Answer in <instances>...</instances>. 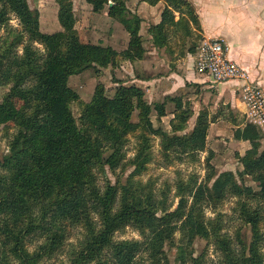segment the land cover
Returning a JSON list of instances; mask_svg holds the SVG:
<instances>
[{"label": "trees", "instance_id": "trees-1", "mask_svg": "<svg viewBox=\"0 0 264 264\" xmlns=\"http://www.w3.org/2000/svg\"><path fill=\"white\" fill-rule=\"evenodd\" d=\"M163 1L162 21L150 28L155 48H166L170 33L187 39L201 32L190 1ZM54 2L61 30L50 34L41 30L40 13L28 0H0V28L7 29L0 40V88L8 89L0 100V127L15 131L0 158V264H44L65 252L78 229L84 237L76 247L71 245L67 264H171L169 251H175L176 264H264L262 132L249 123L241 130L250 148L243 156L235 153L237 173L218 174L214 154L208 152L205 178L180 177L172 201L170 186L158 190L153 181L141 180L153 159L151 142L160 140L168 163L187 157L197 161L207 150L209 113L201 111L189 131L194 110L184 97L150 103L142 88L119 82L113 97L97 85L77 120L72 105L80 96L69 86L70 79L91 69L143 60V20L131 13L127 0L88 1L95 13L107 9L128 33L127 49L118 52L84 42L76 28L73 1ZM13 17L20 32L10 26ZM197 49L198 45L189 53L196 55ZM154 114L159 123L171 117L169 131L155 126ZM131 136L137 138L139 149L128 162ZM128 165L134 171L124 182L113 184L108 172L115 174ZM230 198L238 199L235 212L250 228V242L240 230L235 239L226 233L219 209ZM128 228L141 239L117 240ZM197 240L207 244L199 255ZM211 248L216 261L210 260Z\"/></svg>", "mask_w": 264, "mask_h": 264}, {"label": "crops", "instance_id": "crops-1", "mask_svg": "<svg viewBox=\"0 0 264 264\" xmlns=\"http://www.w3.org/2000/svg\"><path fill=\"white\" fill-rule=\"evenodd\" d=\"M132 1L127 0L128 9ZM188 1L194 5L199 15L201 39L224 40L229 48V58L248 73L251 82L264 89V0ZM164 9L163 0H159L156 5H151L147 0H136L134 9H130L143 20L141 36L147 53L141 61L126 62L115 69L111 67L112 75L117 79L114 86L117 87L119 82L136 85L145 91L150 103L163 102L167 97H184L194 110V116L189 121V131L194 128L199 113L208 112L209 146L212 141L209 139L210 133L215 128L228 130L230 134L232 129H237L241 134L247 114L240 94L243 83L233 81L216 84L207 75L195 74V55L184 50L183 36L179 33H170L166 48L153 46L150 28L161 23ZM178 19L176 14V21ZM123 39V48L126 50L130 37L126 34ZM229 142L235 147L231 138ZM240 145V149L245 148V152L250 148L249 142L243 139ZM240 152V156L245 154ZM223 172L226 171L221 173Z\"/></svg>", "mask_w": 264, "mask_h": 264}, {"label": "rangeland", "instance_id": "rangeland-1", "mask_svg": "<svg viewBox=\"0 0 264 264\" xmlns=\"http://www.w3.org/2000/svg\"><path fill=\"white\" fill-rule=\"evenodd\" d=\"M74 4V11L77 19L76 28L82 40L86 43H92L95 45H102L104 47H113L118 51H122L123 48V38L128 34L124 27L117 21L112 20L108 16V10H104L100 13H95L92 10V6L89 4V0H72ZM132 1V0H131ZM29 5L32 10H37L40 13V25L41 30L45 33H55L61 30V27L58 22L57 14L58 7L54 0H28ZM136 0L132 1L129 4V10L134 9ZM132 13V12H131ZM10 26L17 30L21 31L18 20L14 17L10 22ZM117 34L116 36H114ZM7 35L6 28H0V40L4 39ZM204 39V38H203ZM201 35L196 32L195 35L187 40L183 38L184 50H196L197 45L203 40ZM187 42V43H186ZM177 43V38H176ZM34 47L40 51L44 52V49L39 44H34ZM19 55L22 54V48L19 49ZM195 61H193V70L195 74H200L195 69ZM123 65V64H122ZM121 66V65H119ZM115 69V68H114ZM111 68L101 69H91L81 75L74 76L70 79L69 86L76 91L80 96V102L74 103L72 105V111L75 118L78 120L83 111V106L91 102L95 89L97 85H102L105 88V94L109 97H113L116 92L114 86L115 81L117 80L113 75ZM7 88H0V100L7 92ZM148 100V99H147ZM159 103V102H157ZM170 111L173 110V106L170 105ZM134 122H137V117L134 116ZM152 120L156 127H163L165 130L169 131V122L171 117H166L162 120L161 123L157 122V118L154 116ZM248 123L247 116L245 125ZM189 129V124H188ZM230 131L224 130L221 128H215L210 133V146L207 145L206 152H202L198 155L199 160L192 161L189 157L183 161L173 160V162L168 163L166 159L162 157V151L160 147V140L158 138H153L151 145V155L152 160L148 165V171L141 177V180L146 183L150 180L156 184L158 190L165 188L166 186L171 187V200L174 199L175 194V183L181 177L187 180L191 175L196 174L199 176L200 180H203L209 171L206 167L205 160L208 157V152H213L214 158L212 164L215 168V171L220 174L222 171H231L237 173L240 165L235 156V152L243 151L245 148H241L240 142L242 141L240 131L237 129H232ZM14 129H6L5 127H0V158L7 153L8 146L10 141L14 136ZM263 134V133H262ZM264 135V134H263ZM216 138V139H215ZM232 139L234 146L229 142V139ZM228 139V140H225ZM217 141V142H216ZM237 145V146H236ZM264 148V145H262ZM212 147V148H210ZM139 145L138 140L135 136H131L129 143L127 145V160L128 162L132 161L138 153ZM240 149V151H238ZM134 171V167L128 165L125 169H119L115 174L108 172V178L113 182L117 183V180L125 181L128 176ZM248 183L251 186H256L255 183L248 179ZM238 199L230 198L228 199L223 206L219 209V212L225 216L226 220V233L231 236L233 239L236 237V233L240 230L243 238L250 242L251 240V230L248 226H245L241 220L238 218V214L235 212ZM207 215L214 217L215 215L207 212ZM264 231V227H263ZM83 231L73 230L72 235L68 241V246L65 248V252L58 254L54 259L46 261L44 264H62L68 263L69 252L72 249L73 245L76 247L79 242L83 239ZM117 240H139L141 239L138 232L128 228L124 232L117 235ZM206 242L202 240H197L195 248L196 254L199 255L204 248L206 247ZM34 247H31L30 250H33ZM210 260L216 261V255L213 253V249L210 250ZM263 253H264V244H263ZM169 258L171 264L175 263V251H169Z\"/></svg>", "mask_w": 264, "mask_h": 264}, {"label": "built area", "instance_id": "built-area-1", "mask_svg": "<svg viewBox=\"0 0 264 264\" xmlns=\"http://www.w3.org/2000/svg\"><path fill=\"white\" fill-rule=\"evenodd\" d=\"M195 69L216 84L238 81L247 108V121L264 134V89L250 81L248 73L229 58V48L222 39L204 38L195 55Z\"/></svg>", "mask_w": 264, "mask_h": 264}]
</instances>
